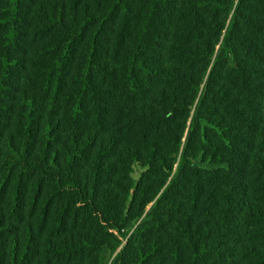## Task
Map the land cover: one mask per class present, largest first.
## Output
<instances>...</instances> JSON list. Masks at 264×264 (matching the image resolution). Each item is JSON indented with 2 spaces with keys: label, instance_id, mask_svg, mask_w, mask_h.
<instances>
[{
  "label": "trees",
  "instance_id": "obj_1",
  "mask_svg": "<svg viewBox=\"0 0 264 264\" xmlns=\"http://www.w3.org/2000/svg\"><path fill=\"white\" fill-rule=\"evenodd\" d=\"M0 264H264V0H0Z\"/></svg>",
  "mask_w": 264,
  "mask_h": 264
}]
</instances>
